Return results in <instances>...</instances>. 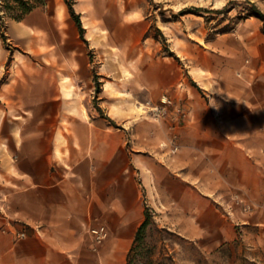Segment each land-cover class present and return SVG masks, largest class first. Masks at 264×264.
<instances>
[{
  "label": "rangeland",
  "instance_id": "obj_1",
  "mask_svg": "<svg viewBox=\"0 0 264 264\" xmlns=\"http://www.w3.org/2000/svg\"><path fill=\"white\" fill-rule=\"evenodd\" d=\"M252 3L264 11V0H44L18 21L0 0L10 109H35L36 121L102 116L124 133L150 210L133 264H264V193L213 192L231 171L184 143L199 105L188 84L209 100L214 85L224 93L264 53ZM155 164V173L146 167ZM183 182L195 188L193 207Z\"/></svg>",
  "mask_w": 264,
  "mask_h": 264
},
{
  "label": "crops",
  "instance_id": "obj_2",
  "mask_svg": "<svg viewBox=\"0 0 264 264\" xmlns=\"http://www.w3.org/2000/svg\"><path fill=\"white\" fill-rule=\"evenodd\" d=\"M188 87L199 105L185 146L233 179L225 174L213 192L231 186L264 193V53L247 65L244 79L225 83L224 93L214 85L209 100ZM12 99L1 86L0 264H128L146 206L124 133L82 113L71 122L36 121L35 109H10ZM247 130H258L256 137H246ZM155 166L146 167L155 173ZM194 192L183 182L187 208ZM202 203L201 218L209 220L210 201ZM99 226L107 230L100 242L92 233Z\"/></svg>",
  "mask_w": 264,
  "mask_h": 264
},
{
  "label": "trees",
  "instance_id": "obj_3",
  "mask_svg": "<svg viewBox=\"0 0 264 264\" xmlns=\"http://www.w3.org/2000/svg\"><path fill=\"white\" fill-rule=\"evenodd\" d=\"M3 1V8L6 13H8L12 18L21 21L25 18L26 15H28L30 12H32L38 5H42L44 3V0H2ZM254 6V12L250 15H256L260 19L264 21V11L256 4L252 3ZM70 9H72V14L77 17L75 14V11L73 9V6L71 3H69ZM78 24L81 28V32H84V28L81 25V21L78 20ZM264 32V27H263ZM150 210L146 209L145 214V220L138 228L134 242L132 244V247L129 251L128 255V264H133L135 258L137 255L141 254V246L144 242V234L146 232V229L148 224L150 223ZM152 260V258H150ZM256 264V263H254Z\"/></svg>",
  "mask_w": 264,
  "mask_h": 264
},
{
  "label": "built area",
  "instance_id": "obj_4",
  "mask_svg": "<svg viewBox=\"0 0 264 264\" xmlns=\"http://www.w3.org/2000/svg\"><path fill=\"white\" fill-rule=\"evenodd\" d=\"M92 233L94 235V238L96 241L100 242L102 240H104L107 236V230L104 226H99L98 228H93L92 229ZM26 231L23 230L21 233H20V237H25L26 236Z\"/></svg>",
  "mask_w": 264,
  "mask_h": 264
}]
</instances>
